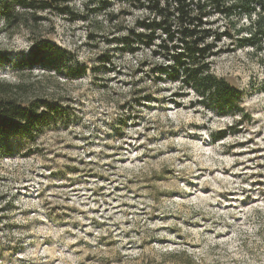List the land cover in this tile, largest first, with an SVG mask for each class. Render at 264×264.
<instances>
[{
  "label": "rangeland",
  "instance_id": "1",
  "mask_svg": "<svg viewBox=\"0 0 264 264\" xmlns=\"http://www.w3.org/2000/svg\"><path fill=\"white\" fill-rule=\"evenodd\" d=\"M35 5L24 24L0 20V81L61 100L71 119L0 150V264H264V50L237 47L250 21L212 18L232 34L216 43L212 72L244 90L242 118L159 81L152 50L125 49L119 39L147 11L122 0ZM37 40L86 74L21 71Z\"/></svg>",
  "mask_w": 264,
  "mask_h": 264
},
{
  "label": "trees",
  "instance_id": "2",
  "mask_svg": "<svg viewBox=\"0 0 264 264\" xmlns=\"http://www.w3.org/2000/svg\"><path fill=\"white\" fill-rule=\"evenodd\" d=\"M38 0H0V20L5 24H24L25 16L38 9ZM71 1V0H63ZM147 11L137 19L135 28L119 41L134 54L142 48L150 49L155 57L163 59L151 72L159 81L178 82L198 96L197 103L220 116L248 117L241 106L245 92L212 72L210 58L215 54L216 43L231 33L213 28L214 17L232 22L246 17L250 24L237 30L247 36L237 40V47H254L264 50V0H122ZM44 5H48L46 2ZM47 6H41L45 8ZM40 9V8H39ZM236 25V22H232ZM154 47H156L154 49ZM18 67L21 71L36 68L79 79L87 68L73 64L70 53L50 40H37L30 54ZM61 100L30 98L20 84L0 81V150L13 153L10 141L26 137L35 141L46 125H68L69 107ZM222 130L216 141L235 133L243 123ZM258 213L263 214L262 210ZM261 219L260 221H262ZM260 232L264 230L260 225Z\"/></svg>",
  "mask_w": 264,
  "mask_h": 264
}]
</instances>
